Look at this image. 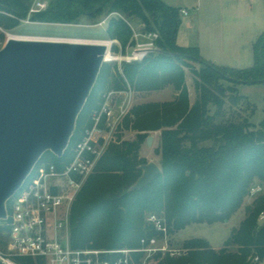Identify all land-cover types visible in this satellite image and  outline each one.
<instances>
[{
	"label": "trees",
	"instance_id": "1",
	"mask_svg": "<svg viewBox=\"0 0 264 264\" xmlns=\"http://www.w3.org/2000/svg\"><path fill=\"white\" fill-rule=\"evenodd\" d=\"M32 1L0 0V27L19 25L16 19L26 17ZM47 1V9L32 15V21L79 25L83 19L97 21L105 15L109 17L105 39L118 41L122 48L134 44L132 23H137L142 33H158V51L121 63V75L111 80L112 88L122 90L128 84L131 91L143 93L172 86L176 93L168 103L139 105L132 110L133 128L160 130V172L148 186L128 191L140 177L138 167L145 164L137 160L142 136L120 147L111 146L97 161L95 172L71 206L73 248L139 249L142 239L162 237V232L147 221L151 215L165 224L167 236L193 224H222L243 207L253 184L264 189V118L259 126L249 122L254 109L236 88L241 83L264 84V33L253 43L252 66L232 69L205 61L197 47L178 46L180 9L162 0ZM186 57L200 65L199 70L191 69L197 94L193 104L180 66ZM109 66L108 62L103 64L62 157L46 152L35 168L47 154L53 157L58 170L70 163L75 144L91 128V118L99 111L101 93L97 94L95 88L102 83L100 91L105 89ZM244 106L250 110L243 116L240 108ZM261 213L264 191L251 199L246 216L219 251L210 248L205 239L191 238L183 244L184 255L173 258L164 254L160 260L159 252L151 260L154 264H255L253 260L258 256L264 263V225L259 226L257 221ZM4 229L5 223L0 221V234ZM230 248L235 251L229 252ZM142 255L132 256L140 262ZM22 260L19 264H43L31 258Z\"/></svg>",
	"mask_w": 264,
	"mask_h": 264
},
{
	"label": "water",
	"instance_id": "2",
	"mask_svg": "<svg viewBox=\"0 0 264 264\" xmlns=\"http://www.w3.org/2000/svg\"><path fill=\"white\" fill-rule=\"evenodd\" d=\"M104 42L23 36L8 38L0 49V221H7V202L43 154L59 159L68 148L107 62ZM138 170L128 191L148 186L160 167L151 161Z\"/></svg>",
	"mask_w": 264,
	"mask_h": 264
},
{
	"label": "built area",
	"instance_id": "3",
	"mask_svg": "<svg viewBox=\"0 0 264 264\" xmlns=\"http://www.w3.org/2000/svg\"><path fill=\"white\" fill-rule=\"evenodd\" d=\"M48 3L47 0H33L23 19L7 15L18 20L20 25L42 24L32 21L31 16L46 10ZM179 14L187 15L184 9L180 10ZM106 21L107 19H104L97 26L103 25ZM130 28L135 43L132 56L124 57L125 63L140 60L147 53L156 50V41L159 38L156 32L141 33L135 32L131 25ZM0 32L8 39L10 34H6L1 27ZM108 43L112 44L113 41ZM113 93L107 94L108 99ZM125 111V107H122L115 115L107 100L99 111L94 112L90 130L86 131L82 139L75 144L69 164L59 170L56 166L49 165L31 172L20 190L8 201L10 213L7 210L8 202L6 204L7 221L11 228L8 234L9 250L7 254L0 253V261L5 264H18L11 259L31 258L41 260L43 264H148V260L159 252L167 253L171 257H179L186 253L184 250L169 248L166 226L153 215L149 216L147 221L153 224L157 231L162 232V237L158 240L142 239L139 249L110 251L75 249L70 243L71 206L80 188L93 173L97 161L106 151L108 133L116 130ZM263 191L262 185L253 184L248 199H254ZM257 221L259 226L264 225V213L259 214ZM159 242H165L166 245L159 246ZM136 253L143 254L140 262H136L132 256ZM253 262L263 263L258 256H255Z\"/></svg>",
	"mask_w": 264,
	"mask_h": 264
},
{
	"label": "rangeland",
	"instance_id": "4",
	"mask_svg": "<svg viewBox=\"0 0 264 264\" xmlns=\"http://www.w3.org/2000/svg\"><path fill=\"white\" fill-rule=\"evenodd\" d=\"M167 1L169 2V5L175 8L184 9L187 14L184 16L181 15V25L179 27V30H180L179 38H181V36L183 38L187 37V34L189 35L190 33L192 34V31L194 30L193 27H192L193 30H188L185 24L188 20L192 19L194 15L193 12L194 10H196V8H198L199 14H201L200 16L201 20H200V23H198L201 29L204 28L205 30V28H211L215 30L214 25L220 22V19H219L220 17H218L219 15L215 13V9H216V5L219 4L220 1L222 2L224 0H167ZM244 2H246L247 5L248 3H250L249 0H244ZM252 7H253V10H258V8L261 7V10L264 14L263 0H255V3L253 2ZM3 15L6 17L8 16L7 14H3ZM104 19H107V21L103 25L97 26V24L102 22ZM107 22H108V18L105 15H103V17L98 19L97 21L83 19L81 20L79 25L77 24L51 25V24H44V23L20 25L19 23V25H17L16 27L7 28V29L1 27V29L6 34L8 33L10 35L19 36V37L29 36V37H45V38H51V39H55V38L68 39V40L76 39V40H81V41H86V42L104 41L106 40L105 39L106 37L105 28H106ZM131 27L133 28L135 32L136 31L140 32L138 31L139 27L137 23L136 24L132 23ZM216 27H219V25H216ZM258 37L259 35L233 36V37H219L218 36L216 38L217 44L223 46V48L225 47V49L230 44L236 45L239 47V51L233 55H230L229 52L225 51V53L223 52V54L220 55L221 52H219L218 54L215 51L216 49L212 48V49H208L209 50L208 52H210L208 55H210V57H213V58L219 55L221 57V59L219 57L218 59L219 62L217 63V65L219 66H223L226 68H232V69L234 68L248 69L252 66L253 61H254L253 53H252V46H253L252 44L256 41ZM200 39L205 40V38H200ZM196 40L197 39H184V40L180 39V40H177V45L181 47H185V46L189 47V46H192L191 42L193 41L196 42ZM6 41H7V36L0 32V49L5 45ZM106 41H109V40H106ZM250 41H252V43H249ZM246 42H248V44H245ZM204 43L202 44L204 45ZM108 44L107 46L110 50L108 55L110 54L112 58L110 60H107V62L110 64L108 68V74H107L108 82L103 91H100L102 83L98 84L95 88V92L97 94L101 93L100 94L101 101H99L97 105L100 110L106 104V101L108 100V103L112 106V110L115 115H117V113L120 111V108L122 107H125L126 111H125V114L122 115V119L119 125L115 128L116 130L111 134L108 133L109 135L107 137L108 146L104 153H106L107 150L111 146L120 147V146H123V143L135 142L138 140L139 136H142L141 142H140L141 145H140V148L137 154V160L142 161L145 164L151 161L159 164L160 160H159V155H158V147L160 145L159 144L160 130H155V131L139 130L138 131V129L133 128L134 117H133L132 110L138 107L139 105H154V104L168 103L176 97V93L172 86L165 87L163 89L156 90L154 92L135 93L130 90L128 84L127 85L125 84V88H123L122 90H114L112 88L111 80L116 76V74L121 75V66H122L121 63L124 62V57L132 56L133 50H134V44L130 46L129 44H127L124 48H122L121 44H119V42L116 40H113L112 44H109V45ZM155 51H158V48L156 50H153V52ZM180 63H181L180 66L183 69V73L186 79L185 83H187L189 93L191 94V101L189 99V102L190 104H193L194 101L196 100L197 94L195 93V90H194V78L191 74V69L199 70L200 65L197 62H195V60H192L187 57L185 59H182ZM236 88H237V92L241 96H243L246 99V101L250 105H252L254 109L249 117V122L253 123L256 126H259L258 124L264 118V84H242L241 83V84H237ZM129 90L131 92H129ZM111 92L112 93L114 92V93L113 95L109 96V99H108L107 94ZM240 109L242 110L241 114L243 116L247 115V113H249V110H250L249 108L245 106ZM148 137H152L150 146H147L145 144V141ZM53 164H54L53 157L47 154L43 157L41 164H39L37 168L39 169V168H43L45 166H49ZM250 202L251 200L246 198L243 207L240 210H238V212L228 222H225L222 224H215V225L193 224V225H190V227H187L186 229L182 231L174 232V234L167 236L166 238V240H168L169 248L181 250L183 249V244L186 241L190 240L191 238H202L209 242L210 248H212L214 251H219L225 245V242L228 239L230 232L233 229H237L241 223L240 221L243 220L244 217L246 216L245 208L249 206ZM9 209H10V202H8L7 204L8 212H9ZM3 222L5 223V229L3 230V233L0 234V253L7 254L9 250L8 234L11 228H10L9 221H3ZM158 245L165 246L166 244L165 242H159ZM234 251H235V248H230L229 250V252H234ZM160 256H161L159 257L160 260L163 259V257H165L164 254L162 253L160 254ZM175 257H178V256H175ZM11 260L17 262L18 264L21 261H23L22 258H14ZM154 263L155 261H153V259L151 260L150 258L148 260V264H154Z\"/></svg>",
	"mask_w": 264,
	"mask_h": 264
},
{
	"label": "crops",
	"instance_id": "5",
	"mask_svg": "<svg viewBox=\"0 0 264 264\" xmlns=\"http://www.w3.org/2000/svg\"><path fill=\"white\" fill-rule=\"evenodd\" d=\"M166 5H169L167 0H162ZM250 3L244 2V0H224L220 1L219 4L216 5L215 13L219 15L220 22L214 25L215 30L211 28L201 29L199 27L200 16L198 8L194 10L193 17L191 20H188L185 24L188 30H193L192 34H187V37L179 38L180 30L177 35V40L184 39H197L196 42H191L192 46L189 47H197L199 50V55L202 59L207 62H211L217 66L219 62V55L217 57H210L208 55V49L215 48L216 53L220 55L225 53V51L229 52L230 55L236 54L239 51V47L236 45L230 44L228 47L223 48V46L217 44L216 38L219 37H233V36H249V35H261L264 33V14L261 10V7L258 10H253L252 4L255 3V0H249ZM264 5V0H263ZM171 6V5H170ZM183 10L181 8H178ZM195 24V25H194ZM194 25V26H193ZM219 25V27H216ZM196 26V27H195ZM201 26V24H200ZM193 27V29H192ZM212 27V26H211ZM198 28V29H197ZM196 32V33H195ZM195 34V35H194ZM200 38H205V40H201ZM205 42V43H204ZM204 43V45L202 44ZM249 43H252L250 41ZM245 44H248L246 42ZM253 45V44H252ZM187 47V46H185ZM224 57V56H223ZM221 59V57H220ZM223 61V60H222ZM224 63V62H223ZM219 66V65H218ZM187 86V83H186ZM189 99L191 101V94L189 93V89L187 87Z\"/></svg>",
	"mask_w": 264,
	"mask_h": 264
},
{
	"label": "bare ground",
	"instance_id": "6",
	"mask_svg": "<svg viewBox=\"0 0 264 264\" xmlns=\"http://www.w3.org/2000/svg\"><path fill=\"white\" fill-rule=\"evenodd\" d=\"M11 37L23 38V37L14 36V35H8V38H11ZM104 43H105V42H104ZM104 43H103V44H104ZM105 44H106V46H107L108 42H106ZM108 45H109V44H108ZM107 48H108V46H107ZM108 53H109V48H108V52H107V54H106V56H105V60H110V59H112L111 56H110V54L108 55Z\"/></svg>",
	"mask_w": 264,
	"mask_h": 264
}]
</instances>
